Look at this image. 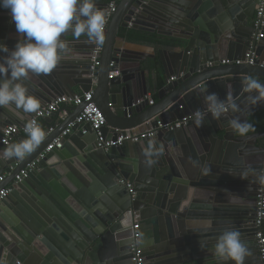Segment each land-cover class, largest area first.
<instances>
[{
	"label": "water",
	"instance_id": "obj_1",
	"mask_svg": "<svg viewBox=\"0 0 264 264\" xmlns=\"http://www.w3.org/2000/svg\"><path fill=\"white\" fill-rule=\"evenodd\" d=\"M107 2L94 0L102 10ZM257 5L258 0H120L95 71L89 57L92 41L71 31L62 37L68 51L53 71L29 73L22 83L39 99L40 110L57 97L74 96V85L59 74L72 65L81 93L92 90V102L106 122L102 130L106 139L110 128L132 129L151 119L171 122L206 110L207 92L221 100L232 98L240 110L219 120L206 117L203 130L195 135L188 131L189 140L182 139V132L195 122L159 133L152 141L106 151L97 148L94 134L80 136L79 128H73L62 139V148L46 154L38 169L13 186L0 203V264H133L135 224L144 264H233L214 254L218 236L232 229L241 233L250 252L244 264H261L253 216L264 175V148L256 140L264 133L241 136L229 125L234 117L256 125L257 113L264 110V100L252 103L256 93L246 92L243 85L246 77L264 83V66H259L264 64V37L253 40ZM154 35L164 49L156 51L148 41ZM20 38L10 11L0 8V48L11 51ZM250 49L255 50L254 65L221 64L243 60ZM156 52L163 66L161 86ZM7 54L0 51V62ZM162 55L170 60L164 62ZM111 71L119 75L109 79ZM150 91L158 100L154 106L144 102L131 108ZM85 105L73 108L63 120L60 112L46 119L42 130L53 123L57 128L22 159L1 153L27 136L17 133L8 147H0V177L6 175L0 191L65 131ZM179 106L185 112L177 115ZM35 112L0 107V134L10 125L26 126ZM174 113L176 119L171 118ZM161 137L166 142L157 151L143 145L157 144ZM148 160L154 163L149 166Z\"/></svg>",
	"mask_w": 264,
	"mask_h": 264
},
{
	"label": "clouds",
	"instance_id": "obj_2",
	"mask_svg": "<svg viewBox=\"0 0 264 264\" xmlns=\"http://www.w3.org/2000/svg\"><path fill=\"white\" fill-rule=\"evenodd\" d=\"M0 8L10 11L11 21L20 35L15 48L9 51L5 46L0 51L8 54L0 62V107L12 106L24 112H35L40 108L37 97L28 93L22 83L29 73L49 74L57 66L61 54L68 51V44L62 38L69 31L75 37L86 35L95 44L105 42L106 11L98 8L94 0H0ZM244 90L256 94L252 103L264 100V83L246 77ZM205 110L197 109L192 115L197 127L202 126L206 115L219 120L225 113L240 110L239 104L232 98L221 100L216 93L204 96ZM231 129L246 135L252 129L247 121L234 117L229 121ZM27 139L6 148V158H23L44 139V132L36 121L26 124ZM162 153H148L160 155ZM150 166L153 160L147 161ZM264 180V176L260 177ZM214 254L221 261L244 264L250 252L241 239L238 230L222 232L215 243Z\"/></svg>",
	"mask_w": 264,
	"mask_h": 264
},
{
	"label": "built area",
	"instance_id": "obj_3",
	"mask_svg": "<svg viewBox=\"0 0 264 264\" xmlns=\"http://www.w3.org/2000/svg\"><path fill=\"white\" fill-rule=\"evenodd\" d=\"M120 0H108L106 6V19L107 23L105 26V33L108 27V23L111 19V16L116 12L117 6ZM255 28L256 33L253 35V40L255 42L263 39L264 37V0H258L257 9L255 12ZM93 43V42H92ZM102 52V45L93 43V49L90 52V61L91 71H95L96 67L99 64L100 55ZM256 60L255 50H248L243 60H222V65H254ZM114 63L110 64V67H113ZM260 67H263L264 64H260ZM119 75L117 71H111L108 74V78L112 79ZM95 80L93 79V84L95 85ZM174 78H170L168 82L173 81ZM146 102L148 106H153L154 101L150 97H144L143 99L137 100L136 103L131 104V108L138 106ZM86 104V105H85ZM85 105L80 114L71 122L58 137H56L51 144L45 148V150L38 156L37 159L32 161L30 164L26 165L19 173L14 177L13 182L0 191V203L5 200L10 192L12 191L13 186L19 185L28 179L29 175L38 168V163L41 159L45 157L46 154L50 153L52 150H60L62 148V139L68 134L72 133L73 128L78 127V134L80 136H87L89 133H92L96 137V145L100 150H108L110 148H119L124 144H139L146 140L154 139L159 133H170L182 129L187 126L190 122H194L193 113L188 116L182 117L180 120H174L171 122L158 121L156 119H151L142 125L132 128V129H109V138L106 139L103 133V128L106 126V122L98 110L96 105L92 102V90L89 93L74 95L73 97L61 96L57 97L50 104L36 111L29 122L36 121L40 126V123L46 119L52 118L54 115L58 114L61 111L63 106H71L73 108L80 107ZM183 107L179 106L178 110H182ZM206 111V110H205ZM228 113V112H227ZM225 113V114H227ZM212 117L211 114L206 115V117ZM205 117V118H206ZM28 122V123H29ZM152 122H155L153 124ZM57 123H53L48 128H45L44 136L51 134L55 128H57ZM21 134L27 136L26 126L19 127L17 125H10L5 127L0 134V147H8L12 141L15 134ZM264 176V175H263ZM5 176L0 177V184L3 182ZM129 194L132 198L135 197L134 193L131 191L130 186L127 185ZM263 223H264V180H261L259 186L256 190V201L254 205V216H253V226L258 231L255 232V240L257 244L256 253L258 260L261 264H264V232H263ZM133 230V242L130 246L131 261L133 264H144L143 253L138 246L140 234L138 233L139 225L135 224L132 227Z\"/></svg>",
	"mask_w": 264,
	"mask_h": 264
},
{
	"label": "crops",
	"instance_id": "obj_4",
	"mask_svg": "<svg viewBox=\"0 0 264 264\" xmlns=\"http://www.w3.org/2000/svg\"><path fill=\"white\" fill-rule=\"evenodd\" d=\"M165 1H167V0H165ZM166 3V2H165ZM159 5H161V6H165V5H163V4H160L159 3ZM156 38H158V36H156V35H154ZM86 46H88V47H90V45H91V43L90 42H88L87 44H85ZM156 51H157V49H156ZM170 56L169 55H162V58H163V61L165 62V61H168V60H170V58H169ZM155 60H156V63L158 64V66H159V73H158V78H159V81H161V82H163L164 81V77H163V66L161 65V60H160V58H159V55H158V53L156 52V57H155ZM73 64H75V63H73ZM75 66V65H74ZM61 70V72L59 73L60 74V76H61V78L64 80V81H67V82H70L72 85H74V88H73V92H74V95H80V94H82L81 93V91H80V89L78 88V86H76L75 85V80H74V76H73V74H74V72H76V69H74V67L71 65V66H68V67H63V69H60ZM147 81H148V84L151 86V84H152V81L151 80H148V78H147ZM148 97H150L151 99H153V101H154V105L157 103V97L152 93V91H150L149 93H148V95H147ZM153 105V106H154ZM147 107H150V106H147ZM72 111H73V107H71V106H63L62 108H61V111H60V120H63V119H65L67 116H69L71 113H72ZM178 112H182V113H184L185 112V110H184V108L182 109V110H178L177 109V115H178ZM257 114H261L260 116L263 118L262 119V121H263V123H262V125L264 124V110H262V111H260V112H258ZM257 116V115H256ZM171 118H174V119H176V114L174 113L173 115H171ZM45 122L43 121V122H41L40 123V127L41 126H43V124H44ZM261 125V123L259 122L258 124H256V126H260ZM255 126V127H256ZM254 127V128H255ZM257 128V127H256ZM260 128V127H259ZM257 129L255 132H249L250 134H253V133H264V129L262 130V127L260 128V129ZM203 130V128H202V126H200V127H197V126H195V125H191V126H189L187 129H185L184 130V132H182V134H183V137H182V139H188L189 140V133H188V131H191V133H193L194 135H195V133H198V130ZM262 130V131H261ZM45 131V127L43 128V132ZM161 139V142H159V143H157V144H155L154 142H144V144L143 145H148V148H146V149H149V150H155V151H157V146H159V147H162V145L166 142L165 141V139H166V137H161L160 138ZM152 141V140H151ZM257 144H259L261 147H263L264 148V137H260V138H258L257 140ZM132 147V146H131ZM133 148V147H132ZM132 151V150H131ZM1 156L2 157H4L3 156V152L1 153ZM6 158V157H5ZM38 169V168H37ZM3 176H6V175H3ZM23 193L21 192V193H17V197L19 198L21 195H22ZM7 204L8 205H10L9 204V202H7ZM9 207V206H8ZM10 207H9V211H10ZM146 256V255H145ZM146 262V261H145Z\"/></svg>",
	"mask_w": 264,
	"mask_h": 264
},
{
	"label": "trees",
	"instance_id": "obj_5",
	"mask_svg": "<svg viewBox=\"0 0 264 264\" xmlns=\"http://www.w3.org/2000/svg\"><path fill=\"white\" fill-rule=\"evenodd\" d=\"M123 31V30H122ZM150 38H151V40L150 39H148V41H151V44L154 46V48L155 49H157V50H159V49H164L165 48V45H163L160 41H158V40H156V39H158V38H156L155 36H149ZM159 85L161 86L162 85V82L161 81H159ZM261 114H257V116H256V118H257V120H258V122L257 123H261V125L259 126L260 128L262 127V130L264 129V124L262 125V123H263V121H262V117L260 116ZM256 125L254 124V125H252V129L253 130H250L249 132H255L259 127L258 126H256ZM255 127V128H254ZM259 128V129H260ZM261 130V131H262Z\"/></svg>",
	"mask_w": 264,
	"mask_h": 264
}]
</instances>
